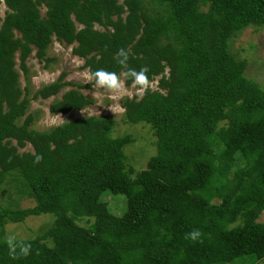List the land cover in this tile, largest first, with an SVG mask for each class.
I'll return each instance as SVG.
<instances>
[{
    "label": "trees",
    "instance_id": "trees-1",
    "mask_svg": "<svg viewBox=\"0 0 264 264\" xmlns=\"http://www.w3.org/2000/svg\"><path fill=\"white\" fill-rule=\"evenodd\" d=\"M0 17V264H259L264 258V87L245 75L232 41L264 28V0H4ZM44 8V13H41ZM53 37L72 44L89 73L147 67L142 99L120 100L124 124H143L155 153L135 170L113 136L112 116L34 127L30 101L56 96L51 114L93 103L80 84L56 80L31 91L16 68L48 67ZM131 81L127 82L130 85ZM61 94V95H60ZM60 95V96H59ZM27 144L30 151H19ZM41 157L35 162L36 156ZM104 194H122L121 215ZM29 199L31 206L21 202ZM48 216L34 237L7 225ZM193 229L197 241L185 238ZM250 261V260H249Z\"/></svg>",
    "mask_w": 264,
    "mask_h": 264
},
{
    "label": "rangeland",
    "instance_id": "rangeland-1",
    "mask_svg": "<svg viewBox=\"0 0 264 264\" xmlns=\"http://www.w3.org/2000/svg\"><path fill=\"white\" fill-rule=\"evenodd\" d=\"M42 8L41 13H44ZM6 13V6L3 0H0V17H4ZM1 23V21H0ZM72 44H66L58 41L53 37L47 49V56L53 58L49 62L48 67H43L44 62L40 61L36 56V49L27 56L25 62L29 72L27 75L19 68V60L16 54V68L19 71V79L21 86L24 87L26 83L31 91L36 90L43 84L50 83L56 80L61 74H64V80L72 82L66 86L62 92L69 88L78 87L76 84L91 83L92 79L88 68L83 67L84 59L73 54ZM232 51L236 53L238 58L247 60V68L245 75L256 82H259L264 87V28H257L249 26L243 29L232 41ZM151 89H156L157 79L151 82ZM129 89L131 84L128 85ZM85 95L90 96L93 103L82 109L72 110L66 113L51 114L49 112V105L56 96H50L46 99L38 98L30 101L29 112L36 113L34 118V127L39 130L47 129L51 126L58 125L70 118L81 117L85 115L97 116H112L116 119V125L113 128L112 135H123L130 133L134 139L131 143L124 147L129 163L135 170H140L145 167L148 158L155 153V145L153 140L155 137L148 130L147 125L139 124H124L119 121L123 112V107L119 101H112L109 99L110 93L103 88L95 87L92 83L90 87L82 88ZM61 95V94H60ZM59 95V96H60ZM123 97H129L127 95ZM118 103L119 109L113 113L109 109V105ZM32 146L27 144L19 151H30ZM103 199L107 202V208L115 215H121L126 207V200L122 194H104ZM33 202L25 199L21 202L23 207L31 206ZM258 220L264 221V211L260 214ZM51 225V218L48 216H32L24 223L7 225V238H22L26 236L34 237L42 233ZM250 260V261H249ZM253 260L251 257L247 259L245 264H250ZM259 264H264V258L258 261Z\"/></svg>",
    "mask_w": 264,
    "mask_h": 264
},
{
    "label": "clouds",
    "instance_id": "clouds-1",
    "mask_svg": "<svg viewBox=\"0 0 264 264\" xmlns=\"http://www.w3.org/2000/svg\"><path fill=\"white\" fill-rule=\"evenodd\" d=\"M116 59L122 69L119 73L107 71L105 69H97L94 73H91L88 79L95 80V87L106 89L110 93L109 99L114 102L119 101L125 95L130 98L134 96L137 101L142 99L145 92L152 86L147 75V72L149 71L148 68L145 66L138 71L129 68L127 63L129 59V51L124 48L118 50ZM128 81H131L130 89L127 85ZM108 107L113 113L119 109L118 103H113ZM40 159L41 157L37 155L35 162L38 163ZM201 235L200 230L193 229L191 232L185 234V238L197 241L200 239Z\"/></svg>",
    "mask_w": 264,
    "mask_h": 264
}]
</instances>
